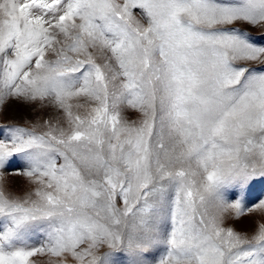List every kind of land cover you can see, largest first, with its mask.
Wrapping results in <instances>:
<instances>
[{
  "label": "snow or ice",
  "instance_id": "obj_1",
  "mask_svg": "<svg viewBox=\"0 0 264 264\" xmlns=\"http://www.w3.org/2000/svg\"><path fill=\"white\" fill-rule=\"evenodd\" d=\"M13 104L0 264H264V0H0Z\"/></svg>",
  "mask_w": 264,
  "mask_h": 264
},
{
  "label": "rangeland",
  "instance_id": "obj_2",
  "mask_svg": "<svg viewBox=\"0 0 264 264\" xmlns=\"http://www.w3.org/2000/svg\"><path fill=\"white\" fill-rule=\"evenodd\" d=\"M248 30L253 32L256 31L250 26H248ZM37 111H41V115H43L42 110H34L24 105L13 104L7 109L6 112L0 111V126L5 124H19L21 126H30V124L26 122L38 120L39 117H37ZM138 115V113H132L131 118L137 119ZM47 118V116H44V119ZM40 130L41 129L37 128V131ZM15 171L16 169L14 165L13 168H10L9 172L5 175L6 186L10 194L22 196L26 192L31 191L32 186L28 184L24 177L15 175ZM262 198H264V181L253 184L249 188L247 193V200L249 204L258 202V200ZM255 219H258V217H255L252 214H246L245 217L242 218V224L240 226L245 230H251V228L254 227ZM155 255L157 259H159V257L163 255V253L161 251L157 252ZM119 264H124L123 257L120 258Z\"/></svg>",
  "mask_w": 264,
  "mask_h": 264
}]
</instances>
